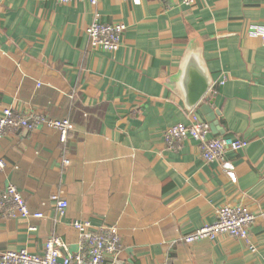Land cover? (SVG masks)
I'll return each mask as SVG.
<instances>
[{
    "label": "crops",
    "instance_id": "1",
    "mask_svg": "<svg viewBox=\"0 0 264 264\" xmlns=\"http://www.w3.org/2000/svg\"><path fill=\"white\" fill-rule=\"evenodd\" d=\"M93 22L125 26L116 52L89 46ZM255 28L264 30V0H0V113L71 125L65 143L44 125L1 139L0 191L15 187L42 217L0 213V256H41L51 236L73 253L77 221L115 229L117 264H264V35ZM188 52L211 80L223 131L212 134L248 142L225 165L204 162L190 140L164 143L168 128L196 120L182 89ZM53 195L68 205L62 218ZM223 206L255 216L246 241L184 244Z\"/></svg>",
    "mask_w": 264,
    "mask_h": 264
},
{
    "label": "built area",
    "instance_id": "2",
    "mask_svg": "<svg viewBox=\"0 0 264 264\" xmlns=\"http://www.w3.org/2000/svg\"><path fill=\"white\" fill-rule=\"evenodd\" d=\"M59 4L71 2H87L95 6L100 0H55ZM126 1V0H123ZM196 0H181L185 7H191ZM123 24L91 23L85 30L89 46L94 50L116 52L119 49L120 39L125 32ZM254 35L263 36L262 28H255ZM222 84V82H221ZM210 91V90H209ZM44 125L59 133V141L65 143L71 129L70 122L65 120H52L40 115H21L7 107L0 113V141L8 133L23 130L32 132ZM190 140L198 145L201 157L206 163L226 164V155L236 153L247 146L246 140H235L230 137H217L212 134L208 123H199L197 120L190 125L177 124L164 132V143L168 149L177 150L182 142ZM63 164H68L67 160ZM0 160V170L4 168ZM57 217L62 218L67 209L66 201L57 195L50 197ZM0 213L5 218H35L42 217L39 213H30L20 192L13 186H7L0 191ZM255 221V216L240 207L223 206L216 212V220L185 236L184 244H192L202 240L214 241L222 235L246 241L249 230ZM78 235L77 250L73 253L67 251L61 241L51 236L46 240L44 252L35 256L26 250L7 251L0 256V264H117L120 250V238L112 227H100L93 230L88 222L72 224ZM30 228L29 231H34ZM254 251L252 247H249ZM171 264V263H167Z\"/></svg>",
    "mask_w": 264,
    "mask_h": 264
},
{
    "label": "water",
    "instance_id": "3",
    "mask_svg": "<svg viewBox=\"0 0 264 264\" xmlns=\"http://www.w3.org/2000/svg\"><path fill=\"white\" fill-rule=\"evenodd\" d=\"M182 89L185 108L193 112L199 123H208L212 133L223 134L216 119L220 115L214 109L213 98L209 91L211 80L197 61V55L188 52L181 65Z\"/></svg>",
    "mask_w": 264,
    "mask_h": 264
}]
</instances>
